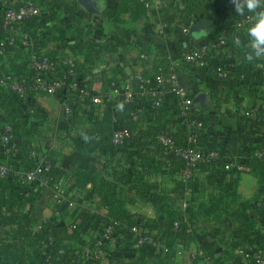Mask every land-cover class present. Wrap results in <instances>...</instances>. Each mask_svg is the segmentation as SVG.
Returning <instances> with one entry per match:
<instances>
[{
  "label": "crops",
  "instance_id": "obj_1",
  "mask_svg": "<svg viewBox=\"0 0 264 264\" xmlns=\"http://www.w3.org/2000/svg\"><path fill=\"white\" fill-rule=\"evenodd\" d=\"M21 1L0 0V9ZM41 1L47 13L41 20L45 24L33 27L20 24V30L33 35V49H41L61 63L74 60L78 78L92 95L109 101L100 108L98 115L93 114L88 101H73V115L66 116L57 98L44 94L32 98V103L45 114L38 127L36 146L39 154L53 157L45 174L57 179L67 190L66 223L77 221L84 230L87 213L106 212L93 186L88 184L79 188L72 178V173L83 169L82 165H71L63 174L61 172L62 159L73 152L74 140L99 157L102 163H108V179H118L125 184L130 181L128 177L132 175L137 154L150 158V168L157 171L146 176L143 198L138 200L130 188L122 193L119 189L115 192L120 194L117 197L125 202V208L131 214L142 222L152 221L154 226H161L165 220L164 211L156 208L155 200L161 198L173 206H181L178 222H187L183 213L185 204L198 202L202 195L209 193L207 182L219 180L218 175L200 167L190 183L181 181L179 161L157 145L154 135V132L170 134L180 145L185 143V130L178 118L175 97L168 87H164L162 107L151 111L152 99L140 94L133 73L152 75L160 63L175 67L185 96L201 109L204 122L202 149L218 150L245 162L264 147V57L247 59L246 28L235 27V19L241 16L234 12L230 0H163L162 7L145 8V13L138 18L133 14L137 0H125L127 12H118L122 0ZM52 24L64 27L68 33L62 41L43 45L48 31L44 26ZM219 34L227 39V47L220 54L210 55L205 66L186 61L188 53ZM10 58L14 57L11 55ZM10 60L2 58L0 65L8 67ZM214 66L225 68L228 76L223 78L212 73L209 68ZM112 85L119 94H111ZM126 85L131 103L123 100ZM245 112L254 117L244 115ZM105 117L111 121L110 138L115 120L129 128L132 136L123 146L114 147L110 138L104 135L89 134L91 124L103 122ZM1 160L15 170L26 168L25 163L14 158L2 157ZM219 166L215 168L221 170ZM193 187H199L203 193L194 191ZM263 192L264 185L260 190L253 176L242 174L239 195L241 199L250 200L248 213L257 222L256 231L245 235L239 226L228 220L202 221L197 225L196 245L211 246L216 257L231 254L226 264H250L238 250L232 251L229 246L236 242L242 249L259 247V234H264ZM22 193L40 195L42 190L37 183H30ZM52 214L51 202L42 211L43 221L49 222ZM88 242L89 237L85 235L78 244L84 247ZM194 249L192 245L187 252ZM187 255L183 251L174 259L149 257L133 248L131 239L120 228L96 264H189L184 259Z\"/></svg>",
  "mask_w": 264,
  "mask_h": 264
},
{
  "label": "trees",
  "instance_id": "obj_2",
  "mask_svg": "<svg viewBox=\"0 0 264 264\" xmlns=\"http://www.w3.org/2000/svg\"><path fill=\"white\" fill-rule=\"evenodd\" d=\"M137 1L138 4L133 10L134 18H138L145 13L144 3L141 0ZM38 4L43 8L41 0L38 1ZM3 10L0 9V43L4 42L5 55L0 57V61L6 57L10 60L11 55L14 58L10 60L8 67L0 65V118L12 126L14 142L12 146L0 144V166L7 170V176L0 178V264H96L101 255L106 252L120 228H123L131 239V246L134 244L135 233L132 230L135 228L137 236H146L158 240L169 249L167 254L162 255L145 245L137 248L149 257L163 256L165 259H174L177 252L176 246L179 244L183 246V251L188 253L187 258L184 259L189 264H226L231 259V254L226 253L224 257H216L211 246L196 245L197 225L207 220H228L239 226L245 235L256 231L257 222L248 213L250 200L241 199L239 184L241 175L248 174L257 180L258 186L262 190L264 185V152L260 158L250 156L245 162H242L238 170L225 171L222 166L217 164L200 166L218 175L219 180L217 182L212 180L207 182L209 193L202 195L198 202H187L185 204L183 213L187 222H178L177 216L180 213L181 206H173L161 198L155 200L157 203L156 208L164 211L165 214V220H162L164 223L159 227L154 226L150 220L142 222L136 218L125 208V202L119 200L120 194L115 192L116 189H119V192L122 193L130 188L136 194L138 200L143 198L146 176L157 171L156 168L154 170L150 168V158L142 153L137 154L136 162L131 168L132 175L127 176L130 181L125 184L118 179H108V163H102L99 157L89 153L79 141L74 140L73 152L62 159L61 172L63 174L71 165H82L83 169L72 173V178L79 188L91 184L98 197L102 199L106 212L104 214L87 213V228L84 227V230L80 228L77 221L71 224L66 223L64 219L66 206H59L54 202L57 189L64 187L57 179L45 174V169L52 164L53 157L39 154L40 150L36 146V138L39 134L38 127L45 114L32 103V98L29 106H24L18 103L5 88L7 83L29 76L31 73L30 55L32 52L38 55L51 56L41 49L23 50L8 46L5 43ZM120 11H128L125 0H122L118 8V12ZM41 20L42 18H35L23 24L33 27L36 24L44 23ZM44 27L48 31L42 41L43 45L53 41H62L68 33L64 27L55 24ZM160 64L157 65V68ZM62 74L60 72L58 76ZM26 83L29 87L30 80H27ZM85 101L88 100L85 99ZM150 110L158 109L151 108ZM176 110L178 112L177 105ZM200 119L203 121L202 116ZM110 125L111 121L108 117H105L103 122H93L89 134L96 133L110 138ZM127 129L129 130V128ZM154 135L158 136L159 134L154 132ZM261 150H264V147L259 152ZM32 151L37 154V157H29ZM2 157L14 158L23 162L26 164V168L23 171L9 168L4 165L3 160H1ZM173 157L179 161V171H181L184 167L183 162L178 157ZM40 159H43L44 162L47 161L48 164L42 165L43 171L39 178L47 179L48 184L40 188L42 190L40 195H25L22 192L28 188L29 184H23L20 176L32 170ZM217 166L221 167V170L216 169ZM193 188L194 191L203 193L202 190H199V187ZM65 192L67 194L66 189ZM51 202L53 203L52 217L49 222H44L42 211ZM55 213H58L59 216H56ZM174 223L178 224L176 228ZM39 226L49 227L48 237L50 236L51 242L45 243L42 240L43 235L42 232L38 231ZM109 226L114 227L115 233L112 240H104L100 246L96 247V243ZM85 235L89 237V242L82 247L78 242ZM192 245L195 246L194 251L187 252ZM229 247L232 251L238 250L239 252L243 250L241 244L236 242L231 243ZM258 249L262 251L264 256V234L262 233L259 234ZM95 250L100 252L97 258L92 255ZM86 251L91 255L89 258L84 259ZM39 259L40 262H38ZM248 261L250 264L253 263L251 259Z\"/></svg>",
  "mask_w": 264,
  "mask_h": 264
},
{
  "label": "built area",
  "instance_id": "obj_3",
  "mask_svg": "<svg viewBox=\"0 0 264 264\" xmlns=\"http://www.w3.org/2000/svg\"><path fill=\"white\" fill-rule=\"evenodd\" d=\"M39 0H22L19 4L8 6L3 10V28L6 34L5 43L10 47H18L23 50H34L31 42L33 35L30 32L20 30L19 25L28 20L35 18H46V10L41 8L38 4ZM146 9L160 8L163 5V0H141ZM251 22V14L241 16L234 21L237 28H247ZM4 42L0 43V57H4ZM227 47V39L224 35L219 34L206 39L199 48L192 50L185 56L187 62L205 66V60L210 55H218ZM31 73L27 78L21 80H14L5 85L6 90L10 95L20 104L29 106L31 98L39 94H44L49 97L57 98L60 107L66 116L72 112L73 101L88 100L89 106L93 114L98 115L100 108L109 103L107 100L104 102L101 97L94 96L90 90L78 78L75 68L74 60H66L61 63L53 57L47 55H38L32 52L31 55ZM212 73L226 78L228 73L225 68L221 66H214L209 68ZM62 72L63 74L58 76ZM132 78L137 82L138 90L141 95H148L151 97V108L159 109L162 107L164 93L163 88L168 87L170 92L176 98V105L178 107V118L181 121L183 129L185 130V143L180 145L175 138L170 134H159L156 137L158 146L170 152L173 156L178 157L183 162V169L180 171V179L183 183H190L194 172L202 165L217 164L224 168L225 171L231 169H240L241 161L229 156L228 154L218 150H204L201 148V135L204 129V123L200 119L202 116L201 109L197 107L193 100L185 96L184 87L179 81L175 67L172 64H160L156 73L153 75H144L140 72L132 74ZM243 78V76L241 77ZM30 80L29 87L26 83ZM113 86V85H112ZM123 100L131 103V95L129 93V86H125ZM111 94H119L116 87L113 86ZM140 113V111H138ZM244 115L254 117L253 114L245 112ZM115 129L110 138V143L114 147L123 146L126 141L132 136L120 121L115 120ZM14 142L12 126L0 118V144L12 146ZM264 150L258 151L256 156L260 158L263 156ZM30 158L37 157L35 152L30 153ZM47 165L43 159L34 168L20 177L23 184L37 183L39 188L45 187L48 180L39 178L42 173V165ZM7 176L6 168L0 166V178ZM67 194L65 189L59 187L55 194L54 202L59 206H66ZM59 216L58 213H55ZM178 226L174 223V227ZM38 231L42 232V240L45 243L51 242L50 236L48 237V230L46 227L39 226ZM134 232L133 248L137 249L140 246H147L154 250L156 253L165 255L169 249L160 241L146 237L137 236L136 229ZM114 227L109 226L106 228L103 236L96 243V247L104 240H112L114 235ZM176 256H181L183 246L177 245ZM100 252L95 250L92 255L97 258ZM246 260H252V264H264V256L258 248H245L239 251ZM91 253L86 251L84 259L89 258ZM208 263H210L208 261Z\"/></svg>",
  "mask_w": 264,
  "mask_h": 264
},
{
  "label": "clouds",
  "instance_id": "obj_4",
  "mask_svg": "<svg viewBox=\"0 0 264 264\" xmlns=\"http://www.w3.org/2000/svg\"><path fill=\"white\" fill-rule=\"evenodd\" d=\"M237 15L251 14L246 28L247 59L264 57V0H230ZM239 43V41H237Z\"/></svg>",
  "mask_w": 264,
  "mask_h": 264
},
{
  "label": "water",
  "instance_id": "obj_5",
  "mask_svg": "<svg viewBox=\"0 0 264 264\" xmlns=\"http://www.w3.org/2000/svg\"><path fill=\"white\" fill-rule=\"evenodd\" d=\"M85 5V4H84ZM87 8H88V6L87 5H85Z\"/></svg>",
  "mask_w": 264,
  "mask_h": 264
}]
</instances>
